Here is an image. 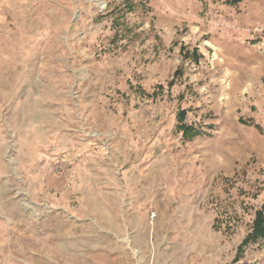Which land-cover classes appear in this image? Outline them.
<instances>
[{
  "label": "rangeland",
  "instance_id": "374dc122",
  "mask_svg": "<svg viewBox=\"0 0 264 264\" xmlns=\"http://www.w3.org/2000/svg\"><path fill=\"white\" fill-rule=\"evenodd\" d=\"M259 30L264 0H0V251L264 264V238L237 251L264 202Z\"/></svg>",
  "mask_w": 264,
  "mask_h": 264
},
{
  "label": "trees",
  "instance_id": "16d2710c",
  "mask_svg": "<svg viewBox=\"0 0 264 264\" xmlns=\"http://www.w3.org/2000/svg\"><path fill=\"white\" fill-rule=\"evenodd\" d=\"M193 54H196V49L193 50ZM171 83V82H170ZM169 83V84H170ZM141 94L149 96L143 89L139 88ZM186 111L180 109L177 112V124L176 128L181 132L184 139H190L201 133V129L194 124H188L184 121ZM264 202L261 204L260 209L255 210L254 218L252 220L251 230L247 235L241 240L237 247L238 253L242 250L243 246L249 242L256 241L258 238H264Z\"/></svg>",
  "mask_w": 264,
  "mask_h": 264
},
{
  "label": "crops",
  "instance_id": "0c3cea01",
  "mask_svg": "<svg viewBox=\"0 0 264 264\" xmlns=\"http://www.w3.org/2000/svg\"><path fill=\"white\" fill-rule=\"evenodd\" d=\"M8 248H11V244H9V240L6 241ZM2 245H0L1 248ZM17 257L12 253H5L2 250L0 251V264H18ZM20 264V263H19ZM23 264H29L26 260L23 261Z\"/></svg>",
  "mask_w": 264,
  "mask_h": 264
},
{
  "label": "built area",
  "instance_id": "2783aa9c",
  "mask_svg": "<svg viewBox=\"0 0 264 264\" xmlns=\"http://www.w3.org/2000/svg\"><path fill=\"white\" fill-rule=\"evenodd\" d=\"M259 31L264 36V30H259Z\"/></svg>",
  "mask_w": 264,
  "mask_h": 264
}]
</instances>
